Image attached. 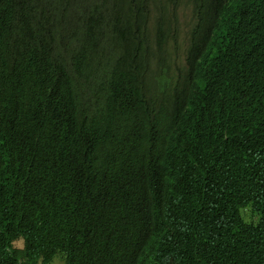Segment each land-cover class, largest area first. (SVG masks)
Wrapping results in <instances>:
<instances>
[{"label": "trees", "instance_id": "trees-1", "mask_svg": "<svg viewBox=\"0 0 264 264\" xmlns=\"http://www.w3.org/2000/svg\"><path fill=\"white\" fill-rule=\"evenodd\" d=\"M169 1L0 0V264H264V0Z\"/></svg>", "mask_w": 264, "mask_h": 264}, {"label": "rangeland", "instance_id": "rangeland-1", "mask_svg": "<svg viewBox=\"0 0 264 264\" xmlns=\"http://www.w3.org/2000/svg\"><path fill=\"white\" fill-rule=\"evenodd\" d=\"M164 4L170 5L169 0H163ZM179 9L174 11L176 13L177 19H179V43L177 46V56L179 61H184L185 59V52L189 46V34L190 31L195 23V18L193 15V10L189 4L188 0H179L178 2ZM168 8V7H167ZM64 255H58L52 263L50 264H65V259L62 257ZM41 264V263H40Z\"/></svg>", "mask_w": 264, "mask_h": 264}, {"label": "clouds", "instance_id": "clouds-1", "mask_svg": "<svg viewBox=\"0 0 264 264\" xmlns=\"http://www.w3.org/2000/svg\"><path fill=\"white\" fill-rule=\"evenodd\" d=\"M25 247V241L22 238H18L17 240L12 241V248H15L17 250H23ZM12 248L6 249V251H11Z\"/></svg>", "mask_w": 264, "mask_h": 264}]
</instances>
